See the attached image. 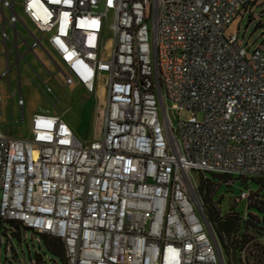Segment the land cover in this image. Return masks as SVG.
Segmentation results:
<instances>
[{
  "label": "built area",
  "instance_id": "2783aa9c",
  "mask_svg": "<svg viewBox=\"0 0 264 264\" xmlns=\"http://www.w3.org/2000/svg\"><path fill=\"white\" fill-rule=\"evenodd\" d=\"M254 2L23 0L39 37L16 0H1L0 79L10 86L17 68L11 96L22 109L23 59L33 52L40 60L44 36L56 65L41 61L48 76L63 72V89L102 85L106 100L102 135L91 141L50 112L34 114L31 138L0 127V247H12L15 222L39 241L60 238L68 264H225L191 173L264 174V9L254 15L263 26L254 48L227 33ZM166 100L193 116L174 126ZM249 196L246 187L238 200Z\"/></svg>",
  "mask_w": 264,
  "mask_h": 264
},
{
  "label": "rangeland",
  "instance_id": "374dc122",
  "mask_svg": "<svg viewBox=\"0 0 264 264\" xmlns=\"http://www.w3.org/2000/svg\"><path fill=\"white\" fill-rule=\"evenodd\" d=\"M17 1V11L21 18L27 22L34 30L35 27L30 22L25 11L23 10V0ZM255 1L252 5L245 7L242 13L229 26L227 33H239V38L243 40L245 46L254 48L260 41L263 26L257 24L254 15L264 9V0ZM1 4V0H0ZM11 11L6 10L9 15ZM1 15V13H0ZM111 22V18L109 20ZM18 29L24 37L27 36L24 28L19 22ZM8 33L13 34L11 27H8ZM36 33L42 34L36 30ZM113 38V32L108 27L105 31V39L110 43ZM31 43L32 41L29 40ZM20 50L24 53L27 49L24 42H20ZM38 57L43 60L53 71H56L55 64L50 58L46 57L39 49L35 51ZM10 64H14V56L10 57ZM61 62V60H60ZM63 64V63H62ZM54 65V66H53ZM7 63L4 55V47L0 43V74L6 71ZM22 91L25 99V106L19 104V94L11 96L15 91H18L19 76L16 67L10 72V86L7 77L0 79V94L2 101L0 103V127L7 134L19 138L32 137L33 117L35 113L42 111H51L62 115L63 119L70 127L78 134L82 140L100 138L104 126L105 116V94L102 90V85H98L95 92H89L84 87L77 83L69 85L63 89L65 84V76L63 72L56 74V79L49 77L46 70L42 66V62L37 56L31 52L27 54L26 59H23V68L21 71ZM53 88V93L46 91V85L42 86V79ZM59 98L60 100H57ZM166 108L170 117V121L175 126L178 120L188 119L193 116V111L188 108L180 109L175 103L168 100L165 101ZM198 117H202V113H198ZM216 189L214 199L219 202L223 212L229 211L232 207L236 211L243 212L247 207V200H238L246 185L237 176H230L232 182L229 184L221 180L220 175L214 173H206ZM191 177L195 184H199L201 180L200 172H192ZM2 192L0 190V201ZM34 236V238H33ZM32 230H22L21 236L13 235L8 243L12 246L7 250L6 244L0 247V264H50L57 262L64 264L59 256L53 254L46 246L41 235L40 241L35 238ZM225 264H229L228 256L224 252Z\"/></svg>",
  "mask_w": 264,
  "mask_h": 264
},
{
  "label": "trees",
  "instance_id": "16d2710c",
  "mask_svg": "<svg viewBox=\"0 0 264 264\" xmlns=\"http://www.w3.org/2000/svg\"><path fill=\"white\" fill-rule=\"evenodd\" d=\"M205 174L201 173L198 190L208 220L228 256L229 264H264V174L250 178L238 176L246 187L250 188L246 207L247 218L243 216L245 210L239 212L234 207L227 212L221 210L219 202L214 199L216 191L214 185L218 186V184L212 182ZM214 174L220 175L221 180L227 183L232 181L230 174ZM11 224L15 227L17 236H21L22 230H29L20 223L11 222ZM42 238L47 248L59 256L64 264H68L63 241L47 234Z\"/></svg>",
  "mask_w": 264,
  "mask_h": 264
},
{
  "label": "crops",
  "instance_id": "0c3cea01",
  "mask_svg": "<svg viewBox=\"0 0 264 264\" xmlns=\"http://www.w3.org/2000/svg\"><path fill=\"white\" fill-rule=\"evenodd\" d=\"M38 35V34H37ZM39 36V35H38ZM39 37H42V35L41 36H39ZM42 45H39V46H37V47H35V51L37 50V49H39V50H41L42 52H43V54L46 56V57H48V53L50 52V53H52V54H54V52H53V49H52V47L50 46V44H49V42H48V40H47V38L44 36L43 38H42ZM40 61H43V60H41L40 59ZM44 62V61H43ZM75 84V83H74ZM73 85V84H72ZM79 85V84H78ZM79 86H81V85H79ZM68 87V86H67ZM81 87H83V86H81ZM102 90H103V92H104V89H103V87H102ZM42 112H50V113H52V114H56V115H60V114H58V113H54V112H51V111H42ZM41 113V112H40ZM60 116H62V115H60ZM75 132V131H74ZM76 133V132H75ZM77 136H78V134H76ZM85 140V139H84ZM91 140H93V139H91ZM91 140H89V139H86V141H91Z\"/></svg>",
  "mask_w": 264,
  "mask_h": 264
},
{
  "label": "water",
  "instance_id": "95a60500",
  "mask_svg": "<svg viewBox=\"0 0 264 264\" xmlns=\"http://www.w3.org/2000/svg\"><path fill=\"white\" fill-rule=\"evenodd\" d=\"M210 230H211V232H212V229H211V227H210Z\"/></svg>",
  "mask_w": 264,
  "mask_h": 264
}]
</instances>
